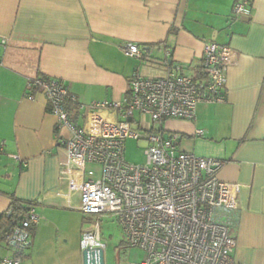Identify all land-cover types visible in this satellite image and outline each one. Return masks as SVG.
I'll list each match as a JSON object with an SVG mask.
<instances>
[{
    "label": "crops",
    "instance_id": "obj_1",
    "mask_svg": "<svg viewBox=\"0 0 264 264\" xmlns=\"http://www.w3.org/2000/svg\"><path fill=\"white\" fill-rule=\"evenodd\" d=\"M236 1L0 0V215L17 201L41 218L22 264H83L80 196L59 176L57 118L42 93L29 96L28 82L62 81L83 104L122 102L138 68L152 78L168 72L127 58L123 43L149 47L157 61L168 50L181 75L199 79L209 41L233 51L225 101L164 127L181 151L224 163L219 179L240 187L234 257L264 264V0H249V20L235 16Z\"/></svg>",
    "mask_w": 264,
    "mask_h": 264
},
{
    "label": "built area",
    "instance_id": "obj_2",
    "mask_svg": "<svg viewBox=\"0 0 264 264\" xmlns=\"http://www.w3.org/2000/svg\"><path fill=\"white\" fill-rule=\"evenodd\" d=\"M234 14L251 17L249 0H237ZM119 49L127 58L162 65L168 72L152 78L138 68L122 102L83 104L62 81L42 76L27 85L30 97L42 93L48 99L57 118L55 129L65 151L59 176L67 183L69 195L80 196L75 210L114 216L127 245L146 253L142 264H240L234 257L237 240L230 234L238 222L239 185L219 179L222 161L181 151L179 135H166L164 127L167 121H195L200 104L225 101L232 49L207 42L199 79L181 75L180 67L170 64L168 50L167 58L157 61L149 47L125 42ZM69 105H75L74 112ZM62 131L67 136L61 137ZM128 139L145 143V164L127 162ZM14 213L11 204L2 214L11 219ZM40 221L28 208L8 228L0 242L4 251L0 264L23 263ZM95 226L83 233L82 251L88 245L104 250L100 224Z\"/></svg>",
    "mask_w": 264,
    "mask_h": 264
},
{
    "label": "rangeland",
    "instance_id": "obj_3",
    "mask_svg": "<svg viewBox=\"0 0 264 264\" xmlns=\"http://www.w3.org/2000/svg\"><path fill=\"white\" fill-rule=\"evenodd\" d=\"M125 157L127 162L136 165L146 163L145 144L143 141L128 139L125 142ZM88 169L91 166L87 167ZM93 168V167H92ZM76 223L82 228V232L95 229L97 223L100 224L101 244L104 246L105 264H142L146 260V253L135 247L127 245L123 231L111 215H85L80 212L75 213ZM0 255L4 251L0 248Z\"/></svg>",
    "mask_w": 264,
    "mask_h": 264
},
{
    "label": "trees",
    "instance_id": "obj_4",
    "mask_svg": "<svg viewBox=\"0 0 264 264\" xmlns=\"http://www.w3.org/2000/svg\"><path fill=\"white\" fill-rule=\"evenodd\" d=\"M71 111L74 112L75 105H69ZM15 207V213L11 219L7 218L5 215H0V242L3 241L5 235L7 234V230L9 227L13 226L15 222L19 219L20 216L24 215L27 209L22 208L21 204L17 201L13 203Z\"/></svg>",
    "mask_w": 264,
    "mask_h": 264
},
{
    "label": "water",
    "instance_id": "obj_5",
    "mask_svg": "<svg viewBox=\"0 0 264 264\" xmlns=\"http://www.w3.org/2000/svg\"><path fill=\"white\" fill-rule=\"evenodd\" d=\"M245 19V18H244ZM245 20H249L246 18ZM83 264H105L104 250L101 248H88L82 253Z\"/></svg>",
    "mask_w": 264,
    "mask_h": 264
}]
</instances>
